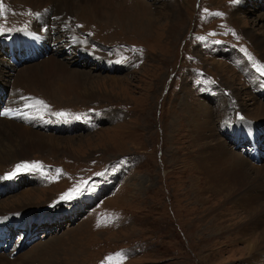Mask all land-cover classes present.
<instances>
[{"label":"rangeland","instance_id":"obj_1","mask_svg":"<svg viewBox=\"0 0 264 264\" xmlns=\"http://www.w3.org/2000/svg\"><path fill=\"white\" fill-rule=\"evenodd\" d=\"M144 1L152 10L148 27H108L101 21L112 20L104 14L112 7L104 5L101 21H76L91 53L82 54L74 44L80 55L73 46L59 50L91 76L72 93L44 97L48 107L35 133L25 137L27 149L19 156L9 149L11 156L0 162V212L16 216L6 222L9 228L24 225L0 238L1 264H264V253L251 255L240 238H214L205 224L211 214L200 211L202 202L192 190L203 187L199 162L216 138L248 164L264 168V117H252L264 105V73L257 70L264 58L246 34L260 33L264 14H257L264 13V0H170L173 12L169 0ZM231 2L226 16L214 13ZM18 12L11 0H0V112L11 110L0 120L29 126L23 117L38 107L26 114L9 107L17 94L14 78L24 65L10 73L2 54L8 44L24 53L41 43L50 50L52 44L39 33L19 39L31 25ZM178 16L182 26L173 25ZM42 67L43 75L55 69ZM35 162L41 167L17 171V165ZM263 183L256 192L264 197ZM77 187L79 194L61 199ZM227 205L215 208L231 210ZM56 240L59 245L49 246Z\"/></svg>","mask_w":264,"mask_h":264},{"label":"bare ground","instance_id":"obj_2","mask_svg":"<svg viewBox=\"0 0 264 264\" xmlns=\"http://www.w3.org/2000/svg\"><path fill=\"white\" fill-rule=\"evenodd\" d=\"M116 1L117 2L114 3L113 0H58L57 3L51 4L46 0H11L12 4H14L15 12L19 14L18 10H21L22 15L26 18V23L31 25V29H23L19 32L23 34V36L17 37L19 39H24L26 35L29 36V33L32 35L39 33L45 38L46 43L52 44V49L50 50H48V48L46 50L47 46L45 47L43 45L45 52L42 53V56L40 53L39 56L37 55V52H39L38 47L34 48V50H31V48L28 49L27 57H32V61L22 59L18 61V63H14L8 55L9 51L3 52L2 55L8 63H6L7 65L5 64L8 72L11 73L13 67L18 69L24 65L18 70L17 75L15 74L16 72L11 75L7 74L8 78L16 75L14 81L18 85V88L16 87L17 94L11 98L9 106L11 109L17 108V110H21L25 113V111L30 108L26 106L27 104H36L37 100L43 101L44 97L49 98L56 96L61 90L72 93L73 89L81 84L78 82L91 76L89 73L78 69V67H75L74 65L72 66L71 61L66 60L64 56L59 55V50L64 46V49L73 46L76 55L80 54H78V49L75 48V46L83 51L82 54L89 55V53H91L88 50V44H85L83 40L78 37V34H80V30L76 26V21H78V19H85L89 22L100 20L101 7L109 5L112 9L114 8V10L111 9L108 12H104V14L112 20H100L105 23L106 26L113 27V25L116 24L123 27L125 31L132 28L138 30L148 27L152 10L144 0ZM168 2L169 7H172L171 12H173L175 2L170 0ZM231 4H228L225 7L219 5L217 7L219 10H214V13L220 14L221 11L222 15L219 16H226V12L228 13L230 8L234 5ZM152 6H155L154 3ZM72 10L73 12L76 10V13L73 14ZM259 14H262L263 16L264 13H258L257 15L259 16ZM233 19L237 20L238 18ZM258 19L260 20V18ZM183 23L184 19L180 16L173 20V25L182 26ZM130 25H133V27L131 28ZM262 25L263 27H260V33L256 32L255 29H250L246 31V34L252 40L256 49L259 50L260 55L264 58V24ZM36 36L41 38L38 35ZM249 38L248 42L251 44ZM71 44H74L75 46ZM251 45L253 46V44ZM54 49L55 51L53 52ZM92 57L98 65L105 64L103 66H106L107 61H105V59L103 60V58L96 57L95 55ZM70 58H72V56H70ZM37 59L38 61L34 62ZM40 59L44 60L40 61ZM3 62L4 60L0 57V79L4 77L2 73ZM45 65H53L55 68L50 75H43L42 66ZM5 80L8 79L6 78ZM59 81H62L64 85L60 88H54L53 86L55 83ZM36 107H38L39 112L33 113L28 111V114H26L27 112L25 113L26 115L24 114L25 117L23 118L31 123L29 126H26L24 123H19L21 121L14 122V120H0V162L4 161L6 156H11L9 149L18 150V152L16 151V155L18 156L21 155L22 151L27 149L28 146L24 142L25 137L27 135L32 136L35 133L34 128L38 126L37 124L45 114L44 111L41 112V110H43L42 106L35 105V110ZM254 115L255 116H252L253 118H263L264 105L256 106ZM33 119H37L38 121L34 124ZM6 126H9L13 130V135L10 134L12 130H7ZM3 135L8 141L2 138ZM204 137H206V135ZM48 142L50 143V141L42 140L43 145ZM16 155H12L14 159L16 158ZM199 165L201 175L199 176L198 183L203 185V187L201 188L199 185L200 189L195 188L194 190L193 188L192 190L194 191L193 194L197 201L200 203L202 202L200 211L204 213V215H207L208 213L211 214V217L207 219L205 224L212 228L211 231L214 238L216 240H219L222 237L231 239L240 238L243 242H247L245 247L248 253L253 256L263 255L264 197L263 195L258 194L256 189L264 182V168H256L248 164L240 155L228 150L219 138L215 139L214 144L209 143L206 146L205 153L203 154ZM252 171H254L255 176H252ZM214 199H217V201L214 202ZM216 203L218 205L224 203L228 204L227 207L230 206L231 210H228L225 207L222 211H217L215 208ZM11 209L12 208H10V210ZM5 213L0 212V218L6 219L0 220V222L4 221L0 223V226H5L7 223L15 220L16 216H8L9 212H7V214ZM18 220H20V218ZM259 224L260 226L262 225L261 229H256V227H259L257 226ZM58 242V240L55 242H49V246L59 245ZM255 242L258 243L255 246H252ZM44 251H46V248L38 250V256Z\"/></svg>","mask_w":264,"mask_h":264},{"label":"snow or ice","instance_id":"obj_3","mask_svg":"<svg viewBox=\"0 0 264 264\" xmlns=\"http://www.w3.org/2000/svg\"><path fill=\"white\" fill-rule=\"evenodd\" d=\"M207 11V10H205ZM218 15H222V14H219ZM258 71H260L261 73H264V66H259L257 68ZM36 105H39V106H42L43 108L47 109V105L44 103V101L42 100H37L36 101ZM27 107H35V105L33 104H28L26 105ZM11 112V110H6L4 112H0V115H8L9 113ZM56 115H66L65 113H55ZM41 165L39 164V162H35V163H32V164H21V165H17V171H20V170H24V171H27L29 169H33V168H40ZM61 170H57V172L59 173ZM11 175H15V172H13ZM81 191L80 188H74L72 190L69 191V193H66L64 194L61 199H64V200H70L73 198V195L75 194H79V192ZM117 257H122L123 256V253H117L116 254ZM109 261L112 260V257L109 256L107 258Z\"/></svg>","mask_w":264,"mask_h":264}]
</instances>
